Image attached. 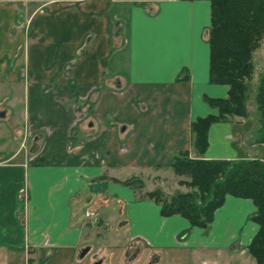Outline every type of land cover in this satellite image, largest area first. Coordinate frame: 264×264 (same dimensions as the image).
I'll return each instance as SVG.
<instances>
[{
	"label": "crops",
	"instance_id": "0c3cea01",
	"mask_svg": "<svg viewBox=\"0 0 264 264\" xmlns=\"http://www.w3.org/2000/svg\"><path fill=\"white\" fill-rule=\"evenodd\" d=\"M210 24L209 0H0V264H134L147 246L155 264L166 249L171 264H257L251 199L227 195L200 228L146 196L190 190L184 153L263 158L249 115L193 146L192 122L218 113L205 97L229 92L210 82Z\"/></svg>",
	"mask_w": 264,
	"mask_h": 264
},
{
	"label": "trees",
	"instance_id": "16d2710c",
	"mask_svg": "<svg viewBox=\"0 0 264 264\" xmlns=\"http://www.w3.org/2000/svg\"><path fill=\"white\" fill-rule=\"evenodd\" d=\"M211 3L210 82L229 86L227 98L205 97L217 114L199 117L191 124L193 146L199 154L208 147L209 127L230 116L247 117L249 92L254 78V54L264 39V0H209ZM258 127L255 142L264 145V70L256 89ZM173 169L189 180V191L170 197L161 190L146 193L160 205L162 216L181 215L192 226L208 228L227 195L249 198L257 208L259 225L248 249L257 264H264V158L238 160L176 156ZM125 184L133 185L132 179Z\"/></svg>",
	"mask_w": 264,
	"mask_h": 264
},
{
	"label": "rangeland",
	"instance_id": "374dc122",
	"mask_svg": "<svg viewBox=\"0 0 264 264\" xmlns=\"http://www.w3.org/2000/svg\"><path fill=\"white\" fill-rule=\"evenodd\" d=\"M259 49H258L259 51L257 50V52H255L256 54H254L255 72H254V78L251 84V89L249 92V101H248V113H249L248 121H249L250 133H245L246 135L243 134V138L244 136H247V144L251 147V149H253L252 150L253 155H257V156L263 155V158H264V153L261 152V151H264V146L255 142V132L258 127V117H257L255 95H256L259 74L264 70V39ZM13 92H16V97L19 98V101L21 103L22 102V89L18 88L17 90H14ZM7 103H10V102H7ZM248 121L246 123H248ZM2 132H4L5 135L2 134L3 136L0 137V145H3L4 147L8 148L10 147V144H11L9 138L7 137L8 131L5 130L4 128ZM32 142H33L32 140L28 142L27 147H30ZM116 249H117V246L114 245V247L112 248V251H115ZM151 250L153 251L155 250V248L153 249L147 246V248L144 249V253L140 256L138 260L135 261L134 264H147V261H150L152 264H155V262H152V259L148 258L149 252ZM131 254H132V251H130L127 255L128 260L130 259ZM164 254H165V258H164L163 263L161 264H171L170 263L171 257H175L176 255H178L176 250L174 249H166ZM112 264H122V263L120 260H115V261L113 260Z\"/></svg>",
	"mask_w": 264,
	"mask_h": 264
},
{
	"label": "built area",
	"instance_id": "2783aa9c",
	"mask_svg": "<svg viewBox=\"0 0 264 264\" xmlns=\"http://www.w3.org/2000/svg\"><path fill=\"white\" fill-rule=\"evenodd\" d=\"M86 216L87 217H93V216H96V210L95 209H88L87 211H86Z\"/></svg>",
	"mask_w": 264,
	"mask_h": 264
},
{
	"label": "water",
	"instance_id": "95a60500",
	"mask_svg": "<svg viewBox=\"0 0 264 264\" xmlns=\"http://www.w3.org/2000/svg\"><path fill=\"white\" fill-rule=\"evenodd\" d=\"M36 149H37V145H34V146L32 147V151H35ZM87 251H88V249L85 248V249L82 251V255H84Z\"/></svg>",
	"mask_w": 264,
	"mask_h": 264
}]
</instances>
